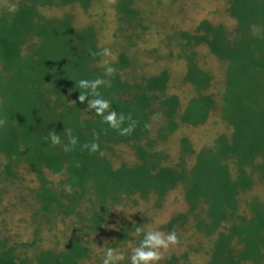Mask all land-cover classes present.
<instances>
[{
	"label": "trees",
	"instance_id": "trees-1",
	"mask_svg": "<svg viewBox=\"0 0 264 264\" xmlns=\"http://www.w3.org/2000/svg\"><path fill=\"white\" fill-rule=\"evenodd\" d=\"M176 1L114 0L115 36L106 44L97 25L78 27L65 11H88L99 0H0V215L13 186L32 228L30 241L0 233V264H100L93 249L115 207L136 212L105 246L136 247L135 229L147 231V217L174 191L184 209L160 231L174 230L176 246L187 233L193 242L159 264H264V0H225L231 26L206 19L188 29L169 21ZM9 3L18 10L9 12ZM151 28L159 43L145 49ZM104 47L117 57L113 77L93 55ZM202 48L218 60L220 81ZM143 58L163 65L148 72ZM98 77L109 81L98 91L111 109L137 122L131 135L78 101V81ZM210 119L220 131L209 143L175 138ZM68 129L78 142L64 152ZM52 131L61 145L47 139ZM93 141L100 151L90 155L82 145ZM58 221L70 222L64 244L40 245L41 231L54 233ZM122 255L119 264H130V251Z\"/></svg>",
	"mask_w": 264,
	"mask_h": 264
},
{
	"label": "rangeland",
	"instance_id": "rangeland-1",
	"mask_svg": "<svg viewBox=\"0 0 264 264\" xmlns=\"http://www.w3.org/2000/svg\"><path fill=\"white\" fill-rule=\"evenodd\" d=\"M114 0H99V4L93 6L90 10L84 11L81 8L73 7L69 10L70 14L74 18V24L78 27L84 26H94L97 25L99 28V41L106 43L113 41L114 33H113V25H115V13L112 8ZM225 0H177L175 4L172 6V9L169 10L168 18L171 21V24H176L185 29L195 27L199 21L201 20H210L213 23H223L225 25L231 26L230 21L223 13V5ZM49 12V16H57L51 10H47ZM101 25V26H98ZM169 26V22H168ZM143 39L147 40V44L144 47L145 49L155 48L159 43L158 30L151 28ZM201 56L203 59V64L207 69H210L211 72L215 75V78L221 80L218 75L219 63L218 60L211 55L208 54L206 49H201ZM162 54H165V52ZM145 65L147 66V71H151L152 73L155 70L159 69L163 63H155L151 58H143ZM149 68V69H148ZM173 70L182 72L183 66L179 62L173 61ZM185 90H188L185 88ZM220 128L213 124V119H210L204 125L199 127H182L176 133L175 138L177 139L180 136L186 137L189 142L197 147H200L206 143H209L210 139L216 132H219ZM178 151L177 145L173 144L171 154H174ZM122 154V153H121ZM123 159H131V154L129 152H125L121 156ZM25 183H30L31 178L29 176L23 175ZM15 190L13 186H11V193L9 199H6V211L1 212L0 215V233L3 235H12L17 236L19 241H30L32 238V228L27 222L28 212H24V209L17 202V197L15 195ZM260 194V190L257 191ZM181 198L179 196L178 191H174L169 196V199L165 202L162 209L151 213L149 217H147L146 228L157 229L160 230V227L166 223L169 218L179 211H183L184 206L181 204ZM31 202V201H30ZM15 206H14V205ZM136 210H132L130 208H122L115 207L113 209V216L110 221L107 222L103 230L99 233L100 235V243L97 247H94V251H98L100 254H103L107 249L106 246L110 245V243L115 240V229L118 225L129 223L132 216L135 214ZM132 215V216H131ZM56 225V230L54 233H48L44 230L41 231V241L40 245L44 244L45 246H54L56 244L63 245L64 239L62 234L71 231L68 230L70 227V222H59ZM191 237L190 233L184 235V246H174L169 250L163 253V257L168 253L180 254L182 253L186 244L192 243L193 241L189 239ZM16 238V239H17ZM89 239V238H88ZM105 244H108L105 246ZM134 247L126 246V247H117L114 249L118 254H124L127 251H130ZM84 264H93V259L88 260Z\"/></svg>",
	"mask_w": 264,
	"mask_h": 264
},
{
	"label": "clouds",
	"instance_id": "clouds-1",
	"mask_svg": "<svg viewBox=\"0 0 264 264\" xmlns=\"http://www.w3.org/2000/svg\"><path fill=\"white\" fill-rule=\"evenodd\" d=\"M9 12H15L18 10V4L9 3L6 5ZM93 55H99L103 57L101 65L104 68V76L113 77L117 70L112 65L116 62L117 57L112 53L110 48L104 47L98 53ZM109 84V81L103 78H96L93 80L81 79L78 81L77 87L82 91L77 97L81 104L87 103V109L93 112L96 116L102 118V123L108 125L109 128L116 130L121 136L131 135L134 131L137 122L134 121L131 115L125 116L123 113L118 114L115 110L111 109V104L108 100L101 97L98 89L102 86ZM153 117V119H157ZM6 120L0 119V126H3ZM126 124V126H125ZM146 130H151L152 125L146 123L144 125ZM68 142L63 145L62 150L64 152L72 151L77 145V138L71 135V130L65 131ZM47 139L52 146L61 145L62 141L60 136L52 131L49 132ZM95 139H98L95 138ZM83 149H87L89 154H94L100 151V146L95 141L85 143L82 145ZM103 155V153H100ZM65 191L69 194L72 189L71 186L66 185ZM139 239V244L131 250L129 257L130 264H159L163 257V253L180 243V239L176 232H163L157 229H150L145 231L141 227H137L133 234ZM124 259L122 254H118L114 249L107 248L100 258V264H119Z\"/></svg>",
	"mask_w": 264,
	"mask_h": 264
}]
</instances>
